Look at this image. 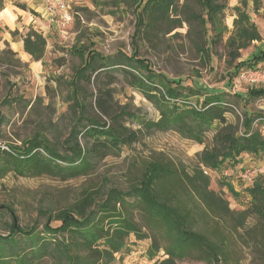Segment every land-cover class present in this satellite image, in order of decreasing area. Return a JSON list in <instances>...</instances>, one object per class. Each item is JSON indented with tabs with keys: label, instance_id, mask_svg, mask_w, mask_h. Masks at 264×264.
I'll list each match as a JSON object with an SVG mask.
<instances>
[{
	"label": "trees",
	"instance_id": "obj_1",
	"mask_svg": "<svg viewBox=\"0 0 264 264\" xmlns=\"http://www.w3.org/2000/svg\"><path fill=\"white\" fill-rule=\"evenodd\" d=\"M253 1L255 10L259 11V0ZM5 2L0 0V11L5 8ZM131 4L137 14L136 38L143 33L155 36L187 26V37L204 58H210V51L224 44L231 59L236 60L242 50L261 38L249 17L248 0L233 7L232 30L226 23L229 0H134ZM16 5L27 9L25 3ZM46 45V37L37 31L28 32L24 38L25 51L36 61L43 58ZM75 51L82 63L75 72L68 99L69 111L76 121L69 137L57 148L38 133L26 140L23 147L1 151L0 177L10 170L22 176L86 175L97 160L138 142L143 130H176L198 143H205L204 132L213 129L212 144L198 154L200 164L213 170L226 162L237 164L242 153L264 155V134L255 125L256 115L244 108L241 128L230 122L227 113L232 110L231 103L225 93L207 92L202 107L182 108L175 100L198 95L201 89L185 85L182 79L156 73L150 61L139 58L137 53L106 56L90 47ZM263 60L264 54H254L251 59L236 63L230 84L242 68L257 67ZM115 72L129 77L131 84L155 104L160 111L158 120L138 116L141 128L128 127L124 122L125 112L113 111V95L108 89L90 103L97 116L89 115L84 87L102 74H108L114 82ZM262 97V86L252 87L247 99L239 93L233 95L236 100H244V104ZM81 134L89 138L85 144L80 141ZM229 188L237 195L233 186ZM247 190L251 195L249 206L234 210L210 188V177L200 165L188 172L160 160L151 161L140 180L127 189L110 188L100 199L99 193L88 192L57 213L41 209L43 221L29 227L21 224L13 206L0 208V216L10 217L8 234L0 233V264H121L120 256L126 252L133 236L135 240L152 238L148 249L151 264H179L178 259L191 251L210 264H221L228 239L221 234L220 227L213 228V235H209L195 229V224L211 218L220 225L219 219L226 218L238 230L249 218H254L264 227V177H255ZM152 231L169 244L160 245ZM162 250L165 256H158Z\"/></svg>",
	"mask_w": 264,
	"mask_h": 264
},
{
	"label": "rangeland",
	"instance_id": "obj_2",
	"mask_svg": "<svg viewBox=\"0 0 264 264\" xmlns=\"http://www.w3.org/2000/svg\"><path fill=\"white\" fill-rule=\"evenodd\" d=\"M133 1L72 0L74 19L64 37L57 29L41 30L46 24L42 16L45 0H6L3 13L8 17L10 15L14 21H0V115L3 120L0 124V153L23 147L26 140L38 133L45 135L57 148L62 147L76 122L69 111L71 102L68 100L75 72L82 63L75 49L83 50L85 47L96 49L106 56L119 52L127 55L137 53L139 58L150 61L156 73L171 79H182L187 86L199 87L200 94L175 100L182 108H200L205 93L223 92L231 103L228 120L241 128L244 108H247L256 115L255 125L264 134V97L244 104V100H236L233 95L239 93L247 99L248 91L255 86L244 81L236 83V78L231 84L229 82L236 63L251 59L254 54H264V0H259V11L255 10L254 1L248 0L249 17L256 24L261 38L242 50L241 57L236 60L231 59L224 44L210 51V58L202 57L187 37V26L167 34L159 32L155 36L143 33L136 38L137 14L131 4ZM241 1L229 0L226 23L230 30L235 18L233 7ZM17 3H25L28 14L21 12V16L13 15L12 10L20 8ZM30 15L33 17L31 20L28 18ZM30 31L40 32L47 39L45 54L39 61L24 49V38ZM258 65L264 66V60ZM115 73L114 82L108 74H102L84 87L89 115L97 116L90 103L96 95L108 89L113 95V111L125 112L124 122L128 127L141 128L136 119L138 116L158 120L160 111L155 104L131 84L129 77ZM103 119L107 120L106 117ZM214 133L213 129L206 130L203 134L205 143H198L176 130H143L138 142L97 160L88 174L74 178H63L60 174L22 176L10 170L0 177V208L4 210V206H13L21 224L29 227L43 221L39 213L41 209L57 213L88 192L99 193L100 199L110 188L127 189L140 180L149 162L160 160L188 172L200 165L210 177V188L226 199L231 209H245L251 201L247 188L252 182L242 180L241 175L245 171L256 170V177H264V155L242 153L237 164L226 162L218 170L206 168L200 164L198 154L206 145L212 144ZM88 140L81 134L82 144ZM229 185L233 186L237 195L230 191ZM219 221L220 225L211 218L198 220L195 229L213 235L212 229L220 227L221 234L228 239L221 264H264V227L254 218H249L246 225L238 230H234L229 219ZM9 223L7 214L0 216V233L8 234ZM152 232L160 245L169 244L168 240ZM137 241L130 242L126 252L121 254V264L153 262L148 255L152 238ZM158 256H165L164 251ZM178 262L210 264L196 251L189 252Z\"/></svg>",
	"mask_w": 264,
	"mask_h": 264
},
{
	"label": "built area",
	"instance_id": "obj_3",
	"mask_svg": "<svg viewBox=\"0 0 264 264\" xmlns=\"http://www.w3.org/2000/svg\"><path fill=\"white\" fill-rule=\"evenodd\" d=\"M72 0H45L43 18L45 25L41 30L47 32L51 28L57 29L62 36L68 32V27L74 19V11L71 5ZM244 81L249 85L264 87V66L258 65L253 68H245L237 75L235 82ZM256 170L245 171L241 178L244 181L252 182L256 177Z\"/></svg>",
	"mask_w": 264,
	"mask_h": 264
},
{
	"label": "crops",
	"instance_id": "obj_4",
	"mask_svg": "<svg viewBox=\"0 0 264 264\" xmlns=\"http://www.w3.org/2000/svg\"><path fill=\"white\" fill-rule=\"evenodd\" d=\"M7 8V7H6ZM44 8H45V3L43 4V10H42V16H43V14H44ZM11 9V8H10ZM4 10V9H3ZM3 10L2 11H0V21L1 20H5L6 22H8L7 20H10V19H12L11 18V16L9 15V17L7 16V15H5L4 13H3ZM12 10V9H11ZM12 12H13V15H15V16H21V12H23V13H25V14H28V12H27V10H24V9H20V8H17V11H14V10H12ZM27 16V15H26ZM29 18V20H31V19H33V17H32V15H30V17H28ZM13 20V19H12ZM14 21V20H13ZM12 22V21H11ZM138 242L137 240H135V239H131V242ZM139 241H142V240H139Z\"/></svg>",
	"mask_w": 264,
	"mask_h": 264
}]
</instances>
